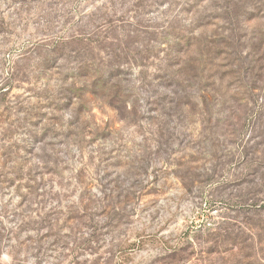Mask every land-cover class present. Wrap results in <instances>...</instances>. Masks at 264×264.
<instances>
[{
  "label": "rangeland",
  "instance_id": "1",
  "mask_svg": "<svg viewBox=\"0 0 264 264\" xmlns=\"http://www.w3.org/2000/svg\"><path fill=\"white\" fill-rule=\"evenodd\" d=\"M0 264H264V0H0Z\"/></svg>",
  "mask_w": 264,
  "mask_h": 264
}]
</instances>
